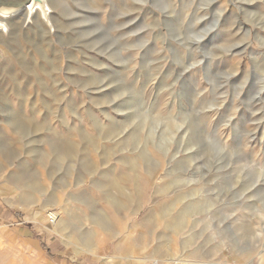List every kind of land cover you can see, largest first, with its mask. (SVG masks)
Segmentation results:
<instances>
[{
  "label": "rangeland",
  "instance_id": "obj_1",
  "mask_svg": "<svg viewBox=\"0 0 264 264\" xmlns=\"http://www.w3.org/2000/svg\"><path fill=\"white\" fill-rule=\"evenodd\" d=\"M46 2L0 30V264H264V0Z\"/></svg>",
  "mask_w": 264,
  "mask_h": 264
},
{
  "label": "bare ground",
  "instance_id": "obj_2",
  "mask_svg": "<svg viewBox=\"0 0 264 264\" xmlns=\"http://www.w3.org/2000/svg\"><path fill=\"white\" fill-rule=\"evenodd\" d=\"M140 3L142 5H144L148 2H147V0H141ZM20 13H23L24 16L27 15L28 21L30 18L36 17L38 13H40L42 19L47 24L49 23L48 18H51L50 17V9L47 6L46 0H40V2H35L34 0H30V2L25 7L17 8V9L0 7V30H3L4 28H6V25H5L6 21L5 20H8L10 17H14V16L16 17V15H18ZM159 23H160L159 20H156V22H154V24L145 22L144 24H142L141 29L148 31L149 29L154 28L157 25H159ZM59 224H60V221L57 219V221L54 223V226L55 227L58 226L59 228H61L60 225L62 223L60 225ZM58 227H57V229H58Z\"/></svg>",
  "mask_w": 264,
  "mask_h": 264
},
{
  "label": "water",
  "instance_id": "obj_3",
  "mask_svg": "<svg viewBox=\"0 0 264 264\" xmlns=\"http://www.w3.org/2000/svg\"><path fill=\"white\" fill-rule=\"evenodd\" d=\"M35 2H40V0H34ZM30 0H0V7H6V8H22L25 7Z\"/></svg>",
  "mask_w": 264,
  "mask_h": 264
},
{
  "label": "built area",
  "instance_id": "obj_4",
  "mask_svg": "<svg viewBox=\"0 0 264 264\" xmlns=\"http://www.w3.org/2000/svg\"><path fill=\"white\" fill-rule=\"evenodd\" d=\"M45 218L48 224H53L57 221L58 219V214L54 210H48L45 213Z\"/></svg>",
  "mask_w": 264,
  "mask_h": 264
}]
</instances>
